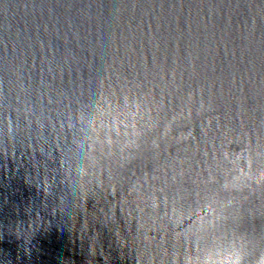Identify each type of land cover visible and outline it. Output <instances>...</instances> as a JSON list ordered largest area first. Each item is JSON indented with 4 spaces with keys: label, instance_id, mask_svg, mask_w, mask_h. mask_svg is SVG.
Returning <instances> with one entry per match:
<instances>
[{
    "label": "water",
    "instance_id": "1",
    "mask_svg": "<svg viewBox=\"0 0 264 264\" xmlns=\"http://www.w3.org/2000/svg\"><path fill=\"white\" fill-rule=\"evenodd\" d=\"M0 264H264V0H0Z\"/></svg>",
    "mask_w": 264,
    "mask_h": 264
}]
</instances>
